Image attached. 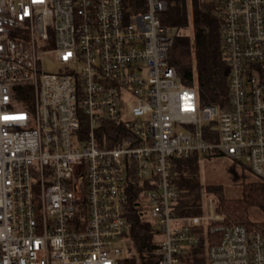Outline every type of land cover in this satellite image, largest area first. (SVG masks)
I'll return each instance as SVG.
<instances>
[{
    "label": "built area",
    "instance_id": "2783aa9c",
    "mask_svg": "<svg viewBox=\"0 0 264 264\" xmlns=\"http://www.w3.org/2000/svg\"><path fill=\"white\" fill-rule=\"evenodd\" d=\"M219 3L226 109L168 61L167 0H0V264H119L128 189L156 264L201 241L205 264H264L261 232L223 223L204 188L200 214L173 210L172 155L243 158L264 180V0Z\"/></svg>",
    "mask_w": 264,
    "mask_h": 264
},
{
    "label": "trees",
    "instance_id": "16d2710c",
    "mask_svg": "<svg viewBox=\"0 0 264 264\" xmlns=\"http://www.w3.org/2000/svg\"><path fill=\"white\" fill-rule=\"evenodd\" d=\"M138 3L139 0H126L132 9ZM161 15L162 23L173 31L172 46L166 57L175 67L181 82L196 88L200 103L226 109L230 66L223 42L224 12L219 0H167V8ZM189 26L192 35L183 31ZM106 123L102 134L109 139L118 128ZM107 144L112 145L110 142ZM199 161L197 154L168 157L170 180L178 192L173 206L175 214L198 215L202 212ZM206 187V194L214 197L215 209L224 216L223 223L243 224L260 231L264 237V221H254L249 217V208H264L263 179L257 177L243 181L239 196H227L220 185L206 182ZM136 198V192L128 189L124 210L131 227L127 242L129 250L132 248L134 252L131 249L132 253L124 255L119 264H156V231L143 217L139 204L134 201ZM183 259L187 264H205L203 241L192 247Z\"/></svg>",
    "mask_w": 264,
    "mask_h": 264
},
{
    "label": "rangeland",
    "instance_id": "374dc122",
    "mask_svg": "<svg viewBox=\"0 0 264 264\" xmlns=\"http://www.w3.org/2000/svg\"><path fill=\"white\" fill-rule=\"evenodd\" d=\"M159 15L161 18V13ZM190 27L191 26L187 27L183 31L188 33L190 32L191 34ZM42 64L43 68L47 71H52L57 68L56 62L53 60V58L49 57V55L42 58ZM199 169L202 188H207L206 182L213 185H220L227 196H239L241 193V184L243 181H251L257 179V176L247 167L243 158L241 160H235L228 156L217 154L203 156L199 161ZM207 195L213 201L212 203L214 213L224 218L223 214L215 209L213 195H210L208 193ZM143 217H145V220L152 225V221L149 216L144 215ZM249 217L254 221H264V208H249ZM154 238L156 239V241L158 240V237L156 235L154 236ZM126 242L127 241L125 240L119 242L120 248L122 249V255L118 258L119 263L120 259H122L125 254H131L132 250L134 252V249L132 248H130L129 250L130 244Z\"/></svg>",
    "mask_w": 264,
    "mask_h": 264
}]
</instances>
